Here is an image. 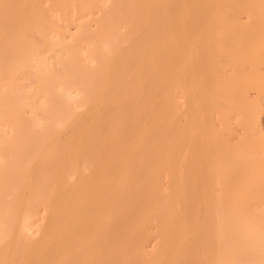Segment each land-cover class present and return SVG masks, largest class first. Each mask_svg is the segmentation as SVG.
Returning a JSON list of instances; mask_svg holds the SVG:
<instances>
[{
    "label": "bare ground",
    "instance_id": "obj_1",
    "mask_svg": "<svg viewBox=\"0 0 264 264\" xmlns=\"http://www.w3.org/2000/svg\"><path fill=\"white\" fill-rule=\"evenodd\" d=\"M253 92L264 0H0V264H141L176 161L156 259L264 264V150L225 138Z\"/></svg>",
    "mask_w": 264,
    "mask_h": 264
},
{
    "label": "rangeland",
    "instance_id": "obj_2",
    "mask_svg": "<svg viewBox=\"0 0 264 264\" xmlns=\"http://www.w3.org/2000/svg\"><path fill=\"white\" fill-rule=\"evenodd\" d=\"M76 30L77 29L75 26H72V31L75 32ZM251 99H260V106L262 109L260 120V122H262V126H260L261 128L255 127L253 124L248 126L238 125L237 121L233 119L232 129L228 131L232 135L229 136L227 133L228 135L226 134L225 138L233 144L238 143L243 138H248L255 141L257 145H259L260 148L262 147V150H264V99L259 98L255 92L252 93ZM178 169L179 168L176 161L173 168H163L160 170L159 176L155 178L152 193L153 198L150 201V204L148 205V202L145 201L144 206L136 210L128 222L127 227L123 230L124 246L127 247L126 251L137 252L139 248H143L144 252L147 254L146 256L148 257L142 261L143 264L149 262L148 258L151 259L154 264H176L173 262L174 259L171 257L163 256L159 259H156L155 255L158 251L159 245L162 242V220L168 214V204L165 199L167 196H170V193L173 192L175 187L173 174L178 172ZM140 187L141 184H139V188ZM149 206L154 211H161L164 212V214H160L157 217L151 216L148 219L143 220V212L145 209H149ZM41 214L45 216V212L42 211ZM31 236L32 238H36L35 233H32ZM118 260L119 258L116 259L114 263L118 262ZM204 260L205 258L202 257V254L200 255V253H198L195 255L194 264H204Z\"/></svg>",
    "mask_w": 264,
    "mask_h": 264
}]
</instances>
